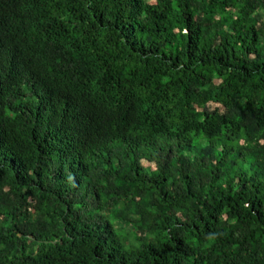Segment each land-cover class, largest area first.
I'll use <instances>...</instances> for the list:
<instances>
[{"label": "trees", "instance_id": "obj_1", "mask_svg": "<svg viewBox=\"0 0 264 264\" xmlns=\"http://www.w3.org/2000/svg\"><path fill=\"white\" fill-rule=\"evenodd\" d=\"M0 264H264V0H0Z\"/></svg>", "mask_w": 264, "mask_h": 264}, {"label": "rangeland", "instance_id": "obj_2", "mask_svg": "<svg viewBox=\"0 0 264 264\" xmlns=\"http://www.w3.org/2000/svg\"><path fill=\"white\" fill-rule=\"evenodd\" d=\"M119 227H120V225H119ZM126 229H127L126 232H128L129 228H126ZM121 235H122L123 237H125V236H126V233H125V232H122Z\"/></svg>", "mask_w": 264, "mask_h": 264}]
</instances>
